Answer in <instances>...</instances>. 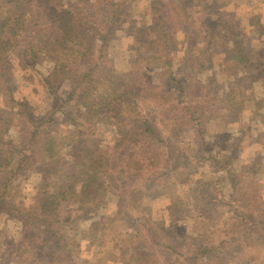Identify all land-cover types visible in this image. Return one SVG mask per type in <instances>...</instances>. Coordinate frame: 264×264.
Masks as SVG:
<instances>
[{"label": "rangeland", "instance_id": "1", "mask_svg": "<svg viewBox=\"0 0 264 264\" xmlns=\"http://www.w3.org/2000/svg\"><path fill=\"white\" fill-rule=\"evenodd\" d=\"M109 1H66L86 6L98 19L107 17L104 26L112 29V39L101 54L105 64L122 77L137 70L139 90L155 85L170 90L175 76L210 110L200 129L186 120L169 135V160L178 166L167 183L148 189L147 213L126 207L116 196L94 209L75 204L65 212L66 233L79 247L75 261L131 264L128 254L142 243L137 236L151 222L158 238L145 241H161L154 264H179L166 243L191 251L222 245L237 252L240 246V254L224 264H264V0H112L116 8L110 16ZM237 48L261 62V73L237 67L232 59ZM23 52L10 54L13 70L0 78V117L12 122L0 141V169L7 164L8 172L16 171L12 197L0 211V264H70L58 259V248L22 243L21 216L32 206L39 183L41 140L34 151L25 148L38 131L61 139L91 130L76 104L64 103L72 88L60 78L57 90L49 88L55 59L36 52L37 65L23 71ZM31 60L34 56L24 62ZM95 133L106 147L118 136L114 128Z\"/></svg>", "mask_w": 264, "mask_h": 264}, {"label": "trees", "instance_id": "2", "mask_svg": "<svg viewBox=\"0 0 264 264\" xmlns=\"http://www.w3.org/2000/svg\"><path fill=\"white\" fill-rule=\"evenodd\" d=\"M66 1L0 0V78L8 77L13 70L8 57L14 50L24 48L23 71L37 65L36 52L54 58L56 66L46 80L49 88L57 90V78L69 85L72 91L64 103H75L80 119L91 130H76L61 139L38 131L25 148L34 151L35 141L41 140V157L36 162L39 183L32 206L21 216L24 248H58V259L80 264L75 261L79 247L66 233L69 215L65 216V212L75 204L94 209L116 196L126 207L147 213L148 189L167 183L178 166L169 160V135L182 129L186 120L200 129L210 107L205 99L189 91L188 82L175 76L171 77L170 90L158 85L139 90L142 78L137 70L126 77L118 75L101 55L112 39V29L104 26L107 17L98 19L86 6L75 8ZM107 6L109 16L113 15L116 5L111 0ZM96 50L100 56H95ZM29 56H34V60L24 62ZM232 59L244 72L262 71L261 62L247 56L241 48H237ZM14 97L13 104L17 106L19 101ZM11 127V121L0 117V141ZM97 128L116 129L118 136L110 147L96 135ZM8 168L6 164L0 169L2 212L12 197L10 191L16 178V171L8 172ZM85 212L81 211L89 214ZM153 228L150 222L137 236L142 243L128 254L131 264L155 263L161 241L158 239L155 245L145 241H157L158 233L152 232ZM96 233V223L92 222L91 234ZM128 242V238L122 241L124 245ZM164 247L179 264H224L242 250L238 246L237 252H230L222 245L194 251L170 243Z\"/></svg>", "mask_w": 264, "mask_h": 264}]
</instances>
